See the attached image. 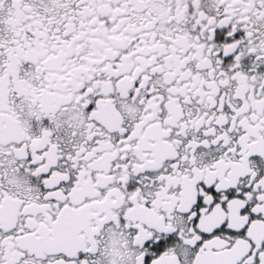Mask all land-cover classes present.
<instances>
[{
	"label": "snow or ice",
	"instance_id": "6c2138e0",
	"mask_svg": "<svg viewBox=\"0 0 264 264\" xmlns=\"http://www.w3.org/2000/svg\"><path fill=\"white\" fill-rule=\"evenodd\" d=\"M0 264H264V0H0Z\"/></svg>",
	"mask_w": 264,
	"mask_h": 264
}]
</instances>
